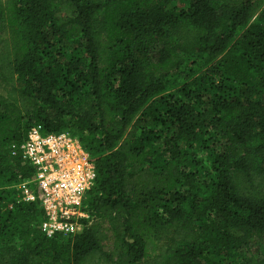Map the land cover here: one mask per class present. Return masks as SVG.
Here are the masks:
<instances>
[{"label": "trees", "instance_id": "trees-1", "mask_svg": "<svg viewBox=\"0 0 264 264\" xmlns=\"http://www.w3.org/2000/svg\"><path fill=\"white\" fill-rule=\"evenodd\" d=\"M32 126L94 159L73 236ZM0 264H264V0H0Z\"/></svg>", "mask_w": 264, "mask_h": 264}, {"label": "built area", "instance_id": "built-area-1", "mask_svg": "<svg viewBox=\"0 0 264 264\" xmlns=\"http://www.w3.org/2000/svg\"><path fill=\"white\" fill-rule=\"evenodd\" d=\"M33 168L30 180L18 184L21 199L38 200L48 237L73 236L88 218L84 199L96 178L94 159L81 142L66 131L43 132L32 126L17 148Z\"/></svg>", "mask_w": 264, "mask_h": 264}, {"label": "rangeland", "instance_id": "rangeland-1", "mask_svg": "<svg viewBox=\"0 0 264 264\" xmlns=\"http://www.w3.org/2000/svg\"><path fill=\"white\" fill-rule=\"evenodd\" d=\"M86 196V195H85Z\"/></svg>", "mask_w": 264, "mask_h": 264}]
</instances>
